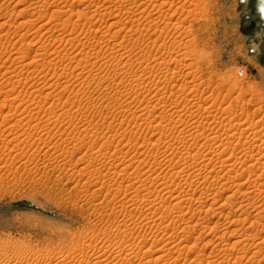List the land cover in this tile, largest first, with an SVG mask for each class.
I'll list each match as a JSON object with an SVG mask.
<instances>
[{"label":"rangeland","instance_id":"rangeland-1","mask_svg":"<svg viewBox=\"0 0 264 264\" xmlns=\"http://www.w3.org/2000/svg\"><path fill=\"white\" fill-rule=\"evenodd\" d=\"M138 1L0 0V264H66L62 261L72 254L70 248L94 237L111 243L102 249L114 264H201L195 257L212 249L223 264H264V214L254 223L237 222L245 217V206L238 202L249 175L242 172L241 184L228 191L219 192L215 183L235 173L229 164L236 167L240 161L227 158L233 149V155H244L241 139L251 142V156L262 157L257 164L264 170V149H258L264 147V37L254 0H210L205 10L195 8L192 0H169L172 7L168 2L158 9L149 0ZM80 9L84 17L78 18ZM148 12L154 18L150 23L128 19ZM184 83L188 88L182 91ZM146 103L151 108L164 103V111L156 118L148 113L134 117L131 109ZM181 129L188 130L186 144L171 134ZM203 131L215 136L210 140L214 147L223 142L221 149L229 150L203 184L211 194L200 201L196 194L188 211L182 205L192 222L180 224L187 237L173 229L176 243L188 244L179 258L177 252L166 253L174 244L161 238L171 218L183 212L177 206L169 212L160 208L150 191L180 186L191 193L200 185L197 179L185 182L170 174L187 157L188 167L215 157L192 136ZM228 133L235 137L230 147ZM255 193L264 201V191ZM230 194L232 207L217 213ZM236 241L235 254L231 247ZM223 246L227 252L217 251Z\"/></svg>","mask_w":264,"mask_h":264},{"label":"bare ground","instance_id":"bare-ground-1","mask_svg":"<svg viewBox=\"0 0 264 264\" xmlns=\"http://www.w3.org/2000/svg\"><path fill=\"white\" fill-rule=\"evenodd\" d=\"M135 1H138V0H135ZM174 1V0H173ZM172 1V2H173ZM191 1V0H190ZM106 2V1H105ZM122 2V1H121ZM139 2V1H138ZM140 2H142L141 4L143 5L144 3H147V0H142V1H140ZM149 2V4L148 5H150V6H152L153 7V9H154V7L155 8H163L165 5H168V4H170V3H168V2H171V1H169V0H149L148 1ZM171 2V4H170V7H172V3ZM209 2H210V0H192L191 1V4L193 3V5H195V8H196V6L197 7H199L201 10H205V9H207V6L209 5ZM52 5V4H51ZM86 6V5H85ZM149 6V7H150ZM118 9V8H117ZM170 9V8H169ZM178 9H179V7H178ZM182 9V8H181ZM89 10V9H88ZM166 10V9H165ZM176 10V9H175ZM183 10H185L184 8H183ZM80 12H79V16H78V18L80 17V16H83L84 17V13H83V11L81 12V9L79 10ZM107 11V10H106ZM159 11V10H158ZM164 11V10H163ZM168 10H166V12H167ZM182 11V10H181ZM192 11V10H191ZM55 12V11H54ZM187 12H188V9H187ZM186 12V13H187ZM65 13H66V11H65ZM87 13V12H86ZM112 13V12H111ZM128 13H130V12H128ZM151 12H148V14L145 16V14L143 15L142 13H140V14H142V15H130L129 14V20H131L130 22H135V21H140V22H142V20H146L147 22H149V21H151L152 19H154L152 16H151V14H150ZM161 13V12H160ZM182 13V12H181ZM184 13V12H183ZM55 14V13H54ZM59 14H61V13H59ZM77 14H78V12H77ZM105 14V13H104ZM103 14V15H104ZM110 14V13H109ZM134 14V13H133ZM196 14V13H195ZM71 15V14H70ZM94 15V14H93ZM115 15V14H114ZM55 16V15H54ZM53 16V17H54ZM86 16V15H85ZM90 16V15H89ZM138 16V17H137ZM87 17V16H86ZM85 17V18H86ZM194 17V16H193ZM91 18V17H90ZM94 18V17H93ZM87 19H89V18H87ZM206 19V18H205ZM68 21H67V23L68 22H70L69 21V19H67ZM78 20V19H77ZM80 20V19H79ZM9 21V20H8ZM65 21V20H64ZM3 23V22H2ZM74 23V22H73ZM107 23V22H106ZM118 22H114L113 24H114V26H115V24H117ZM139 23V22H138ZM150 23V22H149ZM69 24L70 23H68V25L66 26V28L67 27H69ZM112 24V25H113ZM44 25V24H43ZM92 25V24H91ZM133 25V24H132ZM84 26V25H83ZM141 27V26H140ZM143 27V26H142ZM65 27H64V29L63 30H65L66 29ZM74 28V30H75V26L73 27ZM77 28V27H76ZM88 28H90V27H88ZM125 28V27H124ZM50 29V28H49ZM61 29V28H60ZM68 29V28H67ZM38 30V29H37ZM71 30H73V29H71ZM185 30H186V28H185ZM188 30V29H187ZM187 30H186V32L185 33H187ZM138 31V30H137ZM62 32V31H61ZM64 32V31H63ZM73 32V31H72ZM139 32H140V30H139ZM116 33V32H115ZM59 35V34H58ZM80 35V34H79ZM71 36V35H70ZM59 37V36H58ZM63 38V37H62ZM102 39V38H101ZM155 39V38H154ZM3 40V39H2ZM18 40V39H17ZM70 40V39H69ZM61 41V40H60ZM67 41V40H66ZM62 42V41H61ZM100 43H102L101 41H100ZM108 43V42H107ZM96 45V44H95ZM101 45V44H100ZM24 46H26V48H29V46H27V45H24ZM82 46H85V45H82ZM88 46V45H87ZM86 46V47H87ZM100 47V46H99ZM185 48L186 47H188L186 44H185V46H184ZM4 48H5V46H4ZM42 48H43V46H42ZM64 48V47H63ZM73 48V47H72ZM75 48V47H74ZM77 48V47H76ZM120 48V47H119ZM21 49V48H20ZM57 49V48H56ZM95 49V48H94ZM6 50V49H5ZM19 50V49H18ZM29 50V49H28ZM44 50V49H43ZM48 50V49H47ZM185 50H187V49H185ZM32 51V50H31ZM14 52H16V51H14ZM19 52V51H18ZM97 52V51H96ZM50 53V52H49ZM59 53V52H58ZM79 53V52H78ZM184 53V52H183ZM71 54V53H70ZM96 54H99V49H98V53H96ZM111 54V53H110ZM185 55H184V58L183 59H185L186 57H187V53H184ZM35 55V54H34ZM59 55H60V53H59ZM68 56H70L69 54H67ZM72 55V54H71ZM75 55H77V54H75ZM74 55V56H75ZM49 56V55H48ZM62 56V55H61ZM78 56V55H77ZM176 56V55H175ZM175 56H174V58H173V55H172V57L171 56H169L170 58H172L173 60L175 59ZM26 57V56H25ZM58 57V56H57ZM60 57V56H59ZM71 57H73V56H71ZM101 57V56H100ZM178 57V56H177ZM176 57V61H174V62H178L177 60H178V58ZM182 56H180V58H181ZM75 58H77V57H75ZM145 58L146 57H144V61H145ZM14 59V58H13ZM65 59V58H64ZM155 59H157V58H155ZM160 59H161V57H160ZM163 59H166V57L165 58H163ZM171 59V60H172ZM182 59V60H183ZM187 59V58H186ZM27 60V59H26ZM78 59H76V61H77ZM162 60V59H161ZM161 60H159L158 59V61H161ZM169 60V59H168ZM170 60V61H171ZM181 60V59H180ZM181 60V61H182ZM37 61H39V60H37ZM53 61V60H52ZM79 61V60H78ZM81 61V60H80ZM142 61V60H141ZM143 61V62H144ZM146 61H150V60H146ZM163 61V60H162ZM165 61V60H164ZM31 62V61H30ZM82 62V61H81ZM80 62V63H81ZM148 62H146V63H148ZM156 62H157V60H156ZM48 63V62H47ZM80 63L78 62V66L80 65ZM154 63V62H153ZM160 63V62H159ZM166 63V62H165ZM15 64V63H14ZM40 64V63H39ZM161 64V63H160ZM163 64V63H162ZM167 64V63H166ZM188 64V63H187ZM25 65V64H24ZM29 65H30V63H29ZM165 65V64H164ZM163 65V66H164ZM43 66H44V64H43ZM51 66V65H50ZM152 66H154L153 64H152ZM186 66H188V65H186ZM8 67V66H7ZM16 67V66H15ZM22 67V66H21ZM75 67H77V65H75ZM179 67V66H178ZM53 68V67H52ZM153 68V67H152ZM51 69V68H50ZM75 69V68H74ZM73 69V70H74ZM147 69V68H146ZM176 69V68H175ZM76 70V69H75ZM79 70V69H78ZM11 71V70H10ZM150 71V70H149ZM35 72V71H34ZM39 72V71H38ZM174 74H173V76L171 77L172 79H175V74H176V71L174 70ZM5 73V72H4ZM173 73V72H172ZM80 74V73H79ZM78 74V75H79ZM89 74V73H88ZM144 74H145V72H144ZM15 75V74H14ZM141 75V74H140ZM187 75V74H186ZM22 76V75H21ZM46 76V75H45ZM74 76V75H73ZM145 76H148V75H145ZM8 78H10V77H8ZM17 78V77H16ZM15 78V79H16ZM51 79V78H50ZM139 79H143L144 80V75L142 74L141 76H140V78ZM171 79V80H172ZM7 80V79H6ZM21 80V79H20ZM165 80H168V83L170 82L169 81V78L168 79H166L165 78ZM15 81V80H14ZM18 81V80H17ZM137 81V80H136ZM21 82V81H20ZM34 82V81H33ZM32 82V83H33ZM172 82V81H171ZM187 82V81H186ZM19 83V82H18ZM163 83V82H162ZM166 83H167V81H166ZM165 83V84H166ZM23 84V83H22ZM137 84V83H136ZM140 84V83H139ZM158 84H160V83H158ZM157 84V85H158ZM164 84V83H163ZM171 84V83H170ZM156 85V84H155ZM183 85V86H182ZM181 86H182V91H184V88L187 86L186 85V83H184V84H182ZM56 86V85H55ZM158 86H160V85H158ZM163 86V85H162ZM161 86V87H162ZM167 86V85H166ZM177 86V85H176ZM52 87V86H51ZM168 87V86H167ZM166 87V88H167ZM47 88V87H46ZM157 87H155V89H156ZM188 87H186L185 88V90L187 89ZM154 89V88H153ZM8 90V89H7ZM35 90V89H34ZM59 92V91H58ZM161 91L159 90V93H160ZM157 95H158V93H156ZM27 95V94H26ZM188 94H186V96H187ZM45 97V96H44ZM164 97V96H163ZM163 97H162V99H163ZM23 98V97H22ZM35 98V97H34ZM187 98V97H186ZM13 100V99H12ZM26 100V99H25ZM161 100V99H160ZM178 100V99H177ZM39 101V100H38ZM146 101V100H145ZM159 101V100H158ZM167 101V100H166ZM186 101L188 102V99H186ZM185 101V102H186ZM15 102V101H14ZM162 102H164V101H162ZM177 102V101H176ZM12 103V102H11ZM34 103V102H33ZM32 103V104H33ZM44 103H45V101H44ZM144 103V102H143ZM159 103H161V102H158V104H157V106L159 105ZM164 103H166V102H164ZM164 103H163V105H161V107H159V108H151V105H149V104H145V106H143V108H141V107H139L138 109H134V108H129V109H131V112H132V114H133V116L134 117H136V116H140L141 117V115H144L145 113H148V114H150V115H152V116H155V118L157 117V116H159L160 115V113H162L163 111L161 110L160 111V109L161 108H164L163 106H164ZM169 103V102H168ZM186 104V103H185ZM168 105V104H167ZM16 106V105H15ZM33 106V105H32ZM175 107H177L176 105H174ZM40 107V106H39ZM134 107V106H133ZM175 107H173V105H171V109L172 108H175ZM24 108V107H23ZM17 109V108H16ZM28 109V108H27ZM169 110V109H168ZM176 110V109H175ZM155 111V112H154ZM174 111V110H173ZM179 111V110H178ZM172 112V111H171ZM177 111H174V112H172L173 114H175ZM172 114V115H173ZM150 115H148L147 117H149ZM168 116H170L169 114H167ZM177 115V114H176ZM6 116V115H5ZM37 116V115H36ZM181 116V115H180ZM133 117V118H134ZM137 117V118H138ZM173 117H171V119H172ZM145 119V118H144ZM164 119V118H163ZM129 120H131V119H129ZM137 120V119H136ZM178 120V119H177ZM169 121H171V120H169ZM183 121V120H182ZM245 121V120H244ZM18 123V122H17ZM130 123V122H129ZM134 123V122H133ZM137 123V122H136ZM160 123V122H159ZM242 123V122H241ZM148 125V124H147ZM221 125V124H220ZM242 126V124H239V126ZM246 125V124H245ZM253 125V124H252ZM252 125H250V127H251V129H252ZM158 126V125H157ZM37 127V126H36ZM177 127H179L178 125H177ZM236 127V126H235ZM213 128V127H212ZM125 129H126V127H125ZM174 129H176V127L174 128ZM177 129H179V128H177ZM241 129V128H240ZM243 129V128H242ZM245 129H248L247 127L245 128ZM111 130V129H110ZM131 130V129H130ZM211 130V129H210ZM239 130V129H238ZM173 131H176V130H173ZM243 131V130H242ZM251 131V130H250ZM176 133H178V134H176ZM129 134V133H128ZM171 134H173V136H175V135H180L179 137L182 139V140H180V141H187V139H188V130H186V129H181V130H177V132H173V133H171ZM254 134V133H253ZM166 135V134H165ZM193 136V138L195 137L196 139H197V141L199 142V141H204L203 142V145H207L211 150H213L214 151V155H215V157L214 158H212L210 161H208V162H204V161H202V162H204V163H199L198 161H197V163L198 164H196V165H194V166H192L193 164H192V162L190 163V164H192V165H190L189 167H188V157H187V159L181 164V165H177V166H174L173 165V172L172 173H174V174H170L171 176L173 175H175L176 177L178 176L179 178H181V180H185V182L186 181H188V179H190V178H193V179H197L196 181H201V182H199L200 183V185L199 186H196V188H194V190H193V192H191V193H188V190H186V191H182V188L179 186L177 189L178 190H176V191H174V190H171V189H164L163 191L164 192H162L161 190H159L158 188H157V186L154 188V189H152L150 192L153 194V195H155V201L157 200L156 199V196H157V198H158V200L160 201V204L162 205L160 208H162V207H165L166 209H168V212H169V209H172V208H174V209H176L175 207L177 206V208H179L178 210L182 213L183 212V209H182V205H185V206H183V208H184V210H187L188 211V209H189V207H188V202H190V200L191 199H194V196L196 195V194H199L200 196L199 197H197L198 198V200L197 201H200V200H202L203 198H205L206 196H208V195H210L211 193H210V191L208 192V190H209V187H207V186H204L203 184L207 181V177H209V176H211V174L210 173H212L213 171H214V168L216 167L217 168V164H215V163H218V159L220 158V156H224V153H226V152H228V150H229V148L227 147V146H229L230 147V145H232L233 144V139L231 140V138H234L235 139V137H233V135L232 134H229L228 133V135L227 136H225V137H227V142H228V144L229 145H227L226 147L227 148H225V149H221V145L223 144V142H221L220 144H218V146L217 147H214L213 145H212V143L210 142V140H212V138L214 139L215 138V136L214 135H212V134H206V133H204V131L203 132H197L195 135H192ZM219 136V135H218ZM234 136H235V134H234ZM239 136H241V135H239ZM161 137V136H160ZM176 137V136H175ZM175 137H173V139H176ZM178 137V136H177ZM139 138V137H138ZM194 138V139H195ZM241 138V137H240ZM239 138V139H240ZM169 139V138H168ZM223 139V138H222ZM221 139V140H222ZM177 140V139H176ZM216 140V139H215ZM220 140V141H221ZM242 140V139H241ZM241 140H239V142L238 143H240L239 145H241V149H240V151H241V153L243 154L244 153V155L242 156L241 154H239L240 156H241V158L238 156V155H233L232 154V152L234 151V149L233 150H231L230 152V156L227 158L228 160L227 161H231V160H235L236 161V159L237 160H239L240 161V163H239V167L238 166H236V167H234L235 166V164H233L234 162H232V164H229V166L231 167V166H233V172H235L234 174H233V176L230 178V177H227V179L228 180H223V179H225L224 178V175H216L218 178H221V180L220 179H218V180H220V181H222V182H215L216 184H218V187H219V192H221V191H225V190H229L232 186H234V185H237V183H238V181H237V179H239V176L242 174V172L243 173H245L246 172V174L247 175H249V176H247V178H246V181L244 180V181H242V183L244 182L247 186H246V190H244L243 188H241V189H243L244 190V192H243V196H242V199L243 200H240V202H238L239 203V205L238 206H240V208L242 207V206H245L244 208V210L242 211V212H244L243 214L245 215V217L243 218L242 217V219H240L239 218V220L237 219V222L239 221L240 223H242L243 225L244 224H246L247 222H250V223H254V222H256L257 220H260V217L264 214L263 212H264V201H263V199L261 200V199H258L257 200V198H255V195H253V194H256L255 192H257L258 190L259 191H264V170H263V168H262V171H261V169H260V167L258 166V162L259 161H261V159H262V157L259 159V157L258 158H256L255 157V155H253V156H251V149H254V148H250V146H249V144L251 143H249V141H245L244 143H242L243 141H241ZM130 141V140H129ZM223 141V140H222ZM177 142V141H176ZM183 142V144H186V142L184 143ZM236 142V143H237ZM254 143V142H253ZM153 144V143H152ZM151 144V145H152ZM178 144V143H177ZM202 145V144H201ZM224 145V144H223ZM252 145V144H251ZM256 145V144H255ZM158 146V145H157ZM175 146V145H174ZM185 146V145H184ZM238 147V146H237ZM254 147V146H253ZM134 148V147H133ZM171 148V147H170ZM178 148V147H177ZM188 148V147H187ZM232 148V147H231ZM236 148V147H235ZM256 148V147H255ZM264 149V147H262L261 145H259V148L258 149ZM129 149V148H128ZM238 148H236V150H237ZM152 151V150H151ZM174 151V150H173ZM187 153H188V150L186 151ZM250 152V153H249ZM190 153V152H189ZM263 153V152H262ZM179 154V153H178ZM228 154V153H227ZM264 154V153H263ZM114 156V155H113ZM189 156V155H188ZM238 156V157H237ZM261 156V155H260ZM211 158V157H210ZM221 159V158H220ZM241 159V160H240ZM257 159H259L258 161H257ZM222 160V159H221ZM225 160V159H224ZM263 160V159H262ZM112 162V161H111ZM226 162V161H225ZM196 163V162H195ZM220 163V162H219ZM223 163V162H222ZM236 163V162H235ZM238 163V162H237ZM236 163V164H237ZM258 163V164H257ZM263 163H264V161H263ZM113 164V163H112ZM219 165V164H218ZM260 165V164H259ZM111 166V165H110ZM168 166V165H167ZM221 166V165H220ZM223 166V165H222ZM226 166V165H225ZM114 167V166H113ZM126 167V166H125ZM170 167V166H169ZM169 167H168V169H167V173H169L170 171H169ZM224 167V166H223ZM227 167V166H226ZM188 168H190L189 169V171H188ZM215 168V169H216ZM219 168V170H220V168L221 167H218ZM229 168V167H228ZM170 169H171V167H170ZM231 169V168H230ZM231 169V170H232ZM257 169H260V171H261V174H258L257 172H258V170ZM165 170V169H164ZM172 170V169H171ZM221 170L223 171V169L221 168ZM231 170H229V171H231ZM216 171H217V169H216ZM215 171V172H216ZM226 170H224V172H225ZM228 171V170H227ZM228 171V172H229ZM232 172V171H231ZM238 172V173H237ZM226 175H228V174H226ZM244 175V174H243ZM141 176V175H140ZM174 176V177H175ZM212 177V176H211ZM216 178V177H215ZM223 178V179H222ZM217 180V181H218ZM174 181V180H173ZM172 182V181H171ZM181 183V182H180ZM202 184V185H201ZM241 183H239V185H240ZM128 185H130V184H128ZM167 185V184H166ZM176 185V184H175ZM178 185H179V183H178ZM181 185V184H180ZM239 185H237V186H239ZM243 185V184H242ZM161 186V185H160ZM167 186H169V185H167ZM217 186V185H216ZM135 187V186H134ZM159 187V186H158ZM170 187V186H169ZM168 187V188H169ZM172 187V186H171ZM174 187V186H173ZM244 187V186H243ZM162 188H164L163 186H162ZM166 188V187H165ZM179 188H181V191H179ZM239 188V187H238ZM261 188H263V190H261ZM173 189V188H172ZM211 189V188H210ZM242 190V191H243ZM192 191V190H191ZM238 191H240V190H238ZM234 192V191H233ZM232 192V193H233ZM240 193H242V192H240ZM262 194V193H261ZM260 194V195H261ZM264 194V193H263ZM233 195H234V193H233ZM232 194H230V195H228L227 196V198H224L225 199V201H223V202H221V204H220V206H219V209L221 210V211H218L217 213H220V214H223L224 212H223V210H225V209H227V208H225L226 206L228 207V206H231L232 207V205L234 204V200H232L231 199V197L233 196ZM212 199V198H211ZM172 200H175L176 202L175 203H172L171 201ZM208 200V199H207ZM256 200V201H255ZM159 201H157L156 203H159ZM246 202V203H244V202ZM235 203H237V202H235ZM213 204V203H212ZM212 204H209V208L208 209H212L213 207H211V206H213ZM244 204V205H243ZM230 207V208H231ZM159 208V207H158ZM229 208V207H228ZM157 208H155V210H156ZM165 209V210H166ZM250 209V210H249ZM173 210V209H172ZM177 210V209H176ZM160 211V210H159ZM187 211H184L183 212V214H181V215H179V216H177L175 219H173V218H171L172 220H170V222H169V227L170 228H168L167 227V229L168 230H166L165 229V232H166V234L164 235L163 234V236L164 237H162L161 238V240H163L164 242H168L169 243V245L170 244H174L173 246H171L170 248H168V249H166L167 251H166V253H168L169 255H171L173 252H177V254H179L178 256H179V258H181L180 257V255H183V258H184V253H185V251H184V249L183 248H187L188 247V244H179V243H181V242H183L182 241V239H179V243L177 242L176 243V235H174L175 234V229H177V230H179L180 231V229H182V232H185L184 233V237H187V236H189L190 234H188V232H187V230L185 229V227H183L182 226V228H181V223H183V224H186L187 226H188V223H191L192 221H188V217H187ZM210 211V210H209ZM233 211V210H232ZM230 212H231V209H230V211L229 212H226L227 213V215H228V213L230 214ZM172 213V212H171ZM225 214V213H224ZM232 214V213H231ZM176 215V214H175ZM208 215V214H207ZM206 216V215H205ZM222 216V215H221ZM224 216V215H223ZM222 216V217H223ZM226 216V215H225ZM165 217V216H164ZM190 218V217H189ZM168 219V218H167ZM166 219V220H167ZM201 218H199L198 220H197V222H199V220H200ZM235 219V220H236ZM262 219V218H261ZM264 219V218H263ZM197 222H195L196 224H198ZM238 222V223H239ZM259 222V221H258ZM227 223V222H226ZM148 224V223H147ZM163 224V223H162ZM168 224V223H167ZM166 224V225H167ZM154 225V224H153ZM153 225H151V226H153ZM157 225V224H156ZM165 225V226H166ZM175 225V226H174ZM155 226V225H154ZM172 226V227H171ZM148 227V226H147ZM156 227V226H155ZM244 227V226H243ZM251 227V226H250ZM149 228V227H148ZM151 228V227H150ZM159 228H160V226H159ZM166 228V227H165ZM175 228V229H174ZM147 229V228H146ZM152 229V228H151ZM150 229V230H151ZM157 229V228H156ZM174 229V230H173ZM154 230V229H153ZM176 230V231H177ZM155 231V230H154ZM169 231H172V232H169ZM234 231V230H233ZM238 231V230H237ZM164 232V233H165ZM235 232H236V230H235ZM95 236V235H94ZM240 236V235H239ZM99 238V237H98ZM176 238V239H175ZM247 238V237H246ZM224 239V238H223ZM244 239H245V237H244ZM106 240V239H105ZM220 240V239H219ZM240 240V239H239ZM238 240V241H239ZM243 240V239H242ZM242 240H240V242L242 243ZM111 241V240H110ZM158 241V240H157ZM244 241V240H243ZM245 241H247L246 239H245ZM89 243L88 244H85V243H82V244H80V245H77V246H75V248H70V250L71 249H73L72 251H70L72 254H70L69 253V255H67L66 257H64L63 258V263H66V264H114L115 263V261H114V263H112V257H110V254H106V252H105V250H103L104 249V246H105V243L107 242H105L104 240H101V241H98V239L97 238H91L89 241H88ZM208 242V241H207ZM240 242H235L234 244H232L231 246V248L233 249L232 251H234V253H235V251L238 249V248H236V246H239L238 244L240 243ZM108 244L110 243V242H107ZM210 243V242H209ZM209 243H207V245H209ZM213 243V242H212ZM221 242H219V244H220ZM246 243V244H245ZM261 243H264V237H263V239H262V242ZM111 244V243H110ZM109 244V245H110ZM113 244V243H112ZM115 244V243H114ZM164 244V243H163ZM107 245V244H106ZM108 245V246H109ZM244 245H246L247 246V242H244ZM252 245H254V244H252ZM162 246V245H161ZM193 246V245H192ZM219 246V245H218ZM241 246V245H240ZM242 246H243V244H242ZM246 246H244V247H246ZM111 247V246H110ZM114 247V246H113ZM215 247V246H214ZM87 248H89L88 250H87ZM103 248V249H102ZM226 247H220V248H218V250L217 251H219L220 253L222 252H227L226 251V249H225ZM230 248V249H231ZM250 248V247H249ZM249 248H247V249H249ZM252 248V247H251ZM134 249V248H133ZM188 249V248H187ZM216 249V248H215ZM241 249V248H240ZM147 250V249H146ZM150 250H153V249H150L149 248V251ZM155 250H157V249H155ZM164 250V249H163ZM243 250V249H242ZM263 250V249H262ZM134 251V250H133ZM131 252V253H134V252ZM148 251V252H149ZM161 251V250H160ZM216 251V250H215ZM215 251H214V249H212L208 254H207V256H204L203 254L201 255V257L202 258H198V257H195V259H196V262H199V261H201L200 263L201 264H223V261H225V260H222L221 261V259H220V257H218L217 255H219V254H217L216 255V253H215ZM240 251V250H239ZM250 251V250H249ZM153 252H154V250H153ZM242 252H244V250L243 251H241V253L240 254H242ZM246 252H248V251H246ZM255 252V251H254ZM155 253V252H154ZM229 253V252H228ZM245 253V252H244ZM243 253V254H244ZM257 253V252H256ZM256 253H255V255H256ZM105 254L108 256V257H106L105 258ZM134 254H136V253H134ZM138 254V253H137ZM136 254V255H137ZM156 254V253H155ZM176 254V253H175ZM226 254V253H225ZM231 254V253H230ZM236 254V253H235ZM159 255V254H158ZM166 255V254H165ZM253 255H254V253H253ZM138 256V255H137ZM137 256H134L135 258L137 257ZM156 256V255H155ZM161 256H163V255H161ZM171 256H173V255H171ZM220 256V255H219ZM239 256V255H238ZM241 256V255H240ZM245 255H243V257H244ZM247 256V255H246ZM245 256V257H246ZM248 256H249V254H248ZM257 256V255H256ZM133 257V258H134ZM147 257V256H146ZM164 257V256H163ZM242 257V256H241ZM252 257V256H251ZM250 257V258H251ZM140 258V257H139ZM157 258V257H156ZM155 258V259H156ZM162 258V257H161ZM160 258V259H161ZM237 258V257H236ZM249 258V257H248ZM253 258V257H252ZM121 259H123L122 257H121ZM141 259H142V257H141ZM144 259V258H143ZM152 258L150 257V260H151ZM166 259V258H165ZM238 259V258H237ZM239 259L240 260H242L243 258H240L239 257ZM239 259H238V261H239ZM244 259H247V258H244ZM259 259V258H258ZM264 258H262V259H260V261L261 260H263ZM123 260H125V259H123ZM149 260V259H148ZM148 260H147V262H148ZM157 260V259H156ZM159 260V259H158ZM184 260V259H183ZM186 260V259H185ZM250 260V259H249ZM249 260H247V261H249ZM120 261V260H119ZM141 261V263H144V262H142V260H140ZM139 261V262H140ZM146 261V260H145ZM173 261V260H172ZM180 261V260H179ZM195 261V260H194ZM243 261V260H242ZM254 261H256V260H252V262H254ZM259 261V260H258ZM122 262H124V261H122ZM151 262V261H150ZM149 262V263H150ZM152 262H156V261H152ZM174 262V261H173ZM185 262V261H184ZM227 262H229L228 260H227ZM244 262V261H243ZM250 262V261H249ZM46 263V262H45ZM61 263V262H60ZM128 263V262H127ZM131 263V262H130ZM133 263V262H132ZM138 263V262H137ZM159 263V262H158ZM162 263V262H161ZM169 263V262H168ZM167 263V264H168ZM181 263V262H180ZM185 263H187V262H185ZM242 263V262H241ZM254 263H257V262H254ZM253 263V264H254ZM120 264H123V263H120ZM135 264V263H134ZM145 264V263H144ZM148 264V263H147ZM155 264H157V262L155 263ZM165 264V263H164ZM174 264V263H173ZM176 264V263H175ZM225 264V263H224ZM227 264V263H226ZM234 264H235V262H234ZM260 264V263H259Z\"/></svg>","mask_w":264,"mask_h":264},{"label":"water","instance_id":"water-1","mask_svg":"<svg viewBox=\"0 0 264 264\" xmlns=\"http://www.w3.org/2000/svg\"><path fill=\"white\" fill-rule=\"evenodd\" d=\"M253 5L254 11L257 12L259 15V20L263 27L261 34L264 37V0H254ZM21 203L25 205H33V203L29 200H22Z\"/></svg>","mask_w":264,"mask_h":264}]
</instances>
